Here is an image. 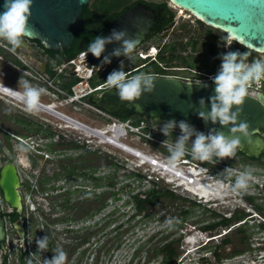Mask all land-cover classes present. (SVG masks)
Segmentation results:
<instances>
[{"label":"flooded vegetation","instance_id":"af4514ba","mask_svg":"<svg viewBox=\"0 0 264 264\" xmlns=\"http://www.w3.org/2000/svg\"><path fill=\"white\" fill-rule=\"evenodd\" d=\"M138 3L162 11L156 30L141 46L156 43L161 51L169 48L174 57L179 58L173 61V64L177 66L197 69L188 64L198 60H209L214 64L219 59L220 53L229 50L241 53L249 51L251 53L248 57L249 61L264 55L244 48L234 41L230 49L226 48L222 38L227 34L203 24L188 11L175 5L169 6V1L131 0L121 9L126 11ZM182 17L188 20H182ZM116 18L100 22L83 14L84 33L77 36L74 46L69 51L52 52L44 49L37 41L25 40L26 44L14 53L1 54L0 62H3L0 63L1 79H11L14 85L18 86V81L23 75V78L32 85L47 91L41 97V109L36 114L27 112L24 104L13 99L14 97L0 95V170L9 163L17 168L21 182L19 191L23 201V212L21 215L18 214L17 219L20 217L23 219L24 229V237L20 238L13 226L17 219L11 222L8 215L16 211L2 204V207L5 205L7 210L3 209L2 213L6 221V240L4 246L0 247V264H28L29 259L32 260V264H39L43 259H51L54 255L52 250L57 247L67 253V264H87L86 260L90 256H93L90 264L96 263L92 244H96L97 222L94 221L93 229L82 225L86 220L96 218L98 208L103 209L106 198L110 197V192L101 194V197H105V201L97 207L99 196L96 191L99 187L96 138L68 129L63 120L64 117L60 118V112H63V109L70 107L81 111L82 107L77 103L67 105L65 98L66 93L74 86L73 82L76 78L57 75L55 70L66 56L86 46L90 41L89 38L100 36L107 31ZM185 22L193 23V28L185 30ZM87 31L93 32L87 33ZM259 93H264V86ZM50 104L54 105L55 110L48 107ZM90 111L94 110L90 109ZM21 142L32 146L28 153L30 166L27 168L16 163L15 145ZM235 157L258 167L262 171L258 176L264 179V150L258 159H249L238 150ZM216 163L225 168H235L231 164L226 165L221 159ZM234 171L237 174L241 172ZM253 176L256 175L253 174ZM221 182L224 180L221 179ZM252 186L251 192L241 196L246 204L238 205L230 210L223 206L224 210L213 214L219 219V226L216 228L219 234L212 235L216 229L208 228L205 231L209 233L204 241L206 244L220 240L219 243L223 245L222 256L231 254L234 250L228 247L230 244L225 245L228 240L234 239L240 244L235 247L237 253L245 250L255 241L264 244V180L261 188L256 184ZM228 189L232 191V188ZM27 196L36 205L34 208L31 205L28 208ZM74 196L79 200L84 198L76 202L72 199ZM38 198L44 202H40ZM56 202L59 203L56 204ZM28 210L31 212V217ZM39 210H42L45 217L44 223L36 222L32 215ZM61 225L63 228L60 229ZM210 225L208 223L206 226L210 227ZM45 235L49 237L48 250L41 252L35 241Z\"/></svg>","mask_w":264,"mask_h":264},{"label":"water","instance_id":"95a60500","mask_svg":"<svg viewBox=\"0 0 264 264\" xmlns=\"http://www.w3.org/2000/svg\"><path fill=\"white\" fill-rule=\"evenodd\" d=\"M92 1L33 0L29 24L34 31L32 36L25 40L37 41L44 49L52 52L69 51L74 46L77 36L84 33L83 14ZM4 3L5 0H0V12L4 11ZM174 5L190 12L209 27L225 34L228 31L236 34L237 40L234 42L244 48L264 54V0H175ZM161 15V10H154L138 3L117 17L103 36L110 35L113 29H127L131 35L135 36L140 29L142 30L138 46L140 47L151 38ZM92 32L87 31V33ZM245 45H251V47H245ZM118 47L120 44L116 42L106 45L103 56H109L112 63L125 58L111 56L113 49ZM103 56L97 59L89 53L90 61L94 65H100ZM154 79L155 91L144 93L135 104L122 102L116 90L109 88L86 97L84 103L87 107L98 109L119 120L138 117L162 125L169 120L177 122L183 120L205 132L215 128L217 131L228 134L227 128L211 122L205 123L198 115V111L201 110L200 99L207 100L214 94L213 83H206L208 87H201L195 82L171 77H154ZM188 83L192 85L189 86ZM260 94V100L246 99L243 114L240 116L241 121H247L253 129L258 130L251 143L243 141L238 149L249 159H258L264 150V93ZM20 186L17 168L11 163L4 165L0 170V247L4 246L6 240V221L2 217V204L8 205L21 215L23 201L19 191ZM13 226L19 237L23 238V219L21 217L17 219Z\"/></svg>","mask_w":264,"mask_h":264},{"label":"clouds","instance_id":"9594fccd","mask_svg":"<svg viewBox=\"0 0 264 264\" xmlns=\"http://www.w3.org/2000/svg\"><path fill=\"white\" fill-rule=\"evenodd\" d=\"M83 2V0H81ZM175 0H169V6H173ZM33 0H5L4 11L0 12V41H6L11 47L9 51L15 52L22 48L25 38L31 37L34 29L30 28V18L32 15ZM138 30L135 36L131 35L127 29H113L108 36H97L88 45L87 52L97 59H100L106 51V45L119 43L120 47L113 49L111 56L125 57L132 62L135 59L134 53L140 44V33ZM226 48H231L233 41L237 40V35L227 32V36L222 38ZM241 43L243 41L241 40ZM251 47V45H245ZM250 52L227 51L220 53L221 64L218 72L211 76L215 85L214 94L205 100L199 101V118L205 123L219 124L222 128L228 129V134L224 131H217L215 128L207 133L199 131L186 121L169 120L160 127L164 136L169 137L177 128L180 135L174 142L165 140L164 147L169 152V165L177 162L182 163L185 155H190L193 159H184L190 166L202 167L210 177L216 176L218 181L227 177L224 182L228 183V188L233 192L247 191L250 183L255 180L250 168L235 173L234 169L225 168L221 164L213 162L214 158L225 159L236 156L237 150L242 146L243 141L252 142L257 129H253L247 121H241L246 99H261V94L252 90V85L259 84L264 80V55H259L254 60L249 61ZM109 56H103L101 66L110 64ZM201 87H208L203 81L195 82ZM189 86L192 83H188ZM106 87L115 89L116 94L122 102L135 104L140 100L144 93L155 91V79L145 73L129 76L124 71V61H120V67L113 70L106 79ZM22 89V90H21ZM46 89L32 85L23 78L18 81V89H12L0 84V92L10 93L18 101L24 104L25 110L31 114H36L41 109V97L46 94ZM210 102V105H209ZM137 107H139L137 105ZM195 137V139H193ZM190 142V143H189ZM17 152L16 163L25 168L29 167L28 153L32 146L26 142L15 145ZM183 164V163H182ZM185 165V164H183ZM224 172L225 176L219 173ZM229 174V176H227ZM236 176V177H235ZM235 180V182H234ZM234 182V185H233ZM178 222L173 218L166 220V224L172 226ZM39 251L48 250L49 237L45 235L36 239ZM199 249L204 250L206 243H202ZM54 255L51 259H43L39 264H67V253L60 247L52 250ZM32 264V260H28Z\"/></svg>","mask_w":264,"mask_h":264},{"label":"rangeland","instance_id":"374dc122","mask_svg":"<svg viewBox=\"0 0 264 264\" xmlns=\"http://www.w3.org/2000/svg\"><path fill=\"white\" fill-rule=\"evenodd\" d=\"M121 1L123 4H125L130 0ZM181 19L188 20V18L185 19L184 17H182ZM184 24L185 30L193 28V23L185 22ZM212 64L213 62L209 60H198L195 63L188 65H191L193 67L195 66L197 69H209L211 68ZM114 65V63L108 64L109 68H112ZM2 81L7 85L18 89V86L6 80ZM63 112L77 118L78 120L88 125L96 127V129L99 131H103L107 127V125L113 123V119L109 118L106 114H100L94 111H90L88 107H82L81 111H78L76 109L73 110L72 108L67 107L66 109H63ZM132 120L133 119H131L129 122L132 123ZM160 127L162 126H155L152 133L150 135H146V137L143 135H139V133L135 132L134 130H127L126 139H124L123 141L131 147L138 149L140 153L149 156L154 160L161 162L162 164H165V166L171 171L177 173H179L180 171H189L192 173L194 172L192 178L198 184L197 186H179L177 185L178 182H171V180H173L171 177L165 174H160L161 171L159 170L158 171L160 173L156 171V168L152 167L153 165H143L138 157L120 151L119 149H116L112 146L101 144L99 140L96 139V148L98 152L96 157V163L98 167L97 177L103 178L102 182L105 181L104 178H109L108 183H110L111 180H113V182L115 183L114 188L104 185L102 187H99L96 191V194L98 196H101V194L106 191L116 192L117 198L115 199L113 196L106 198V205L100 212H98L96 218L86 220L82 225L86 226L87 228L90 227L93 229L94 221L96 220L97 222L96 244H92V253L96 254L95 264H161V257L154 259L152 257V250L158 246H161L163 243L176 238H180L181 240L178 247L180 257L177 260L176 264H203L199 260L200 257L204 256V253L206 251L214 250L215 246L220 244V240L218 239L208 244V246L206 245V251L199 249L200 246L203 245L202 243L205 241V238L209 236V233L202 231L201 228L203 226H206L208 223L212 224L214 222H218V217H214L213 214H218L222 210H224L223 206H226L230 210L238 205L246 204L243 199H241V196L251 192L253 189L252 185L256 184L259 188H261L264 179L261 178V176H258V174L262 173V171L258 167L252 166L248 162L245 163L244 161H240L236 157L225 158L221 160L228 161L232 166L235 167L233 168L234 170L244 171L246 168H250L252 170V174L256 175L254 176L255 180L250 183L247 191H240L235 193V196L233 197L230 196L227 197L228 199L225 198L223 201L224 203L220 200L216 201L215 203L200 200V196L198 195L215 194L216 190H218V186L215 187V185H212L215 182H218L216 181V176L214 177L211 175V178L208 174H206V170L202 167H187L181 162H177L176 164L171 165L172 167H168L169 156L162 152L160 148L164 147L162 145L165 140L174 142L176 137L180 135V130L179 128H177L174 132H172V134L175 133L176 136L170 135L169 137H166L160 131ZM198 130L202 131L200 129ZM193 139H195V137H193ZM112 162H119V168L116 169L115 167H113L111 164ZM132 171L140 172V174L145 176L146 179L139 180L135 177H128V175H130ZM195 172H200L201 174L198 173V175H195ZM219 174L225 176L224 172H221ZM227 176H229V174H227ZM226 178L227 177H223L224 180ZM150 179L159 182V187L170 189L176 194H179L183 197H188L195 201L197 204H201L200 206H196L192 209V213L186 220L182 229L177 222L172 226L166 224V220L172 218V214L170 212H176L178 214L180 209L187 208L188 204L182 205V202L180 201L175 204V207L178 208L176 210L175 208H170L171 204L169 205L167 202H164L162 205L150 210V218L141 219L140 217H131L135 213V210L130 197L133 194L144 192L153 188L154 186L151 183ZM221 184L222 186L225 185V188L228 189V186L227 184H225V182H222ZM228 191L231 194H234L233 191H230L229 189ZM26 198L28 208L29 205L34 208L36 205L33 204V201L30 199V197L27 196ZM82 198H80L79 200L76 196L72 197V199L76 202L81 201ZM104 198V196L97 198V207H99L101 203L105 201ZM229 199L230 201L228 202ZM38 200L40 202L42 201L40 198H38ZM58 203L59 202H56V204ZM3 209L7 210L5 205H3ZM28 214L31 217V212L29 210ZM32 215L36 222L44 223L45 217L43 216L42 210L36 211ZM59 228H63L62 225L59 226ZM215 234H219L218 229L213 231L212 235ZM166 235H170V238L163 239ZM238 246H240V244L233 239V243L228 247L232 248L233 250ZM191 249L196 250L194 251V253L188 254ZM91 258H93V256L88 257V259L86 260L87 264L91 263Z\"/></svg>","mask_w":264,"mask_h":264},{"label":"built area","instance_id":"2783aa9c","mask_svg":"<svg viewBox=\"0 0 264 264\" xmlns=\"http://www.w3.org/2000/svg\"><path fill=\"white\" fill-rule=\"evenodd\" d=\"M9 48L10 45L6 41H0V59H2L1 54L3 52L14 53L12 51H9ZM160 52H161V48L156 43H151L148 45H143L138 47L136 49V52L134 53L135 56L134 61L130 62L125 58L121 59L124 61V65L137 63L141 61L136 65H132L126 73H128L130 77L140 73H145L153 77H171L189 82H196L197 80H200L203 81L204 83H213L210 77L214 76L218 72L221 64V60H220L219 65L214 70L183 68L175 64L167 65L166 63L159 61ZM121 60L114 63L115 65L112 68L120 67ZM153 63L157 64L159 69L163 70V72L144 71V69L148 65ZM107 69H109L108 64H104L103 66H101V64L100 65L92 64L90 61L89 53L87 51H81L74 57L68 60L61 61L57 65V68L55 70L57 75H62L65 78L75 77L77 80L74 86L72 87V89L66 93L65 98L67 105L77 103L80 104L82 107H87V105L84 103V99L86 97L94 95L107 88L106 83L98 84V85L92 84V80L94 79L96 74L102 73ZM0 84L15 89L1 81ZM263 86H264V80L259 82V84L254 83L252 85V90L260 92ZM0 95H8V97L11 98L14 97L4 92H0ZM13 99L16 98L14 97ZM48 107H51L55 110L53 104L48 105ZM88 108L93 109L96 113L106 114L90 106H88ZM60 114L63 117L68 118L72 122H75L91 130H96V127L88 125L67 113L60 112ZM107 116L113 119V123L122 125L121 127L122 129H124L125 134H127V130L129 131L134 130L135 132L139 133V135H143L146 137V135H150L152 133L155 126L157 125L163 126L162 124H157L150 121L147 122L144 120L141 121L138 126H133L129 121L123 122L121 120L111 117L110 115ZM203 257H205L206 259L204 264H264V244L260 241H255L253 244L248 245L245 250L239 253H236L234 255L228 254L226 256H222V259L219 262L216 260L213 250H208L207 252H205Z\"/></svg>","mask_w":264,"mask_h":264},{"label":"trees","instance_id":"16d2710c","mask_svg":"<svg viewBox=\"0 0 264 264\" xmlns=\"http://www.w3.org/2000/svg\"><path fill=\"white\" fill-rule=\"evenodd\" d=\"M129 2H131V0ZM125 4H127V3H125ZM125 4H123L121 0H93V2L91 4H89V6L85 9L84 16H86V17L88 16L91 19H94L95 21H100V22L111 21L112 19L116 18L117 16L119 17L124 12V11H122L121 7ZM94 38H95V36L89 38L90 41H88V44L86 46H82L73 54L66 56L63 60H68V59L74 57L75 55H77L81 51H87L88 45L91 43V41ZM176 59L178 60L179 58L174 57L173 52H171V50L169 48L168 49H162V51L160 52V55H159V61L160 62H164L167 65H173V61ZM63 60H61V61H63ZM140 62L125 64L124 65V71L127 72L132 65H136ZM219 62H220V59H217V61L214 64H212L211 68H209V69L214 70L219 65ZM117 69H119V67L118 68H109L102 73L96 74V76L92 80V84L93 85L105 84L107 76L109 75V73H111L113 70H117ZM144 71H146V72H150V71L163 72V70L159 69L158 65L154 64V63L148 65L144 69ZM76 81L77 80H75L73 82V84H75ZM131 119L135 120L131 123V125H133V126H138L140 124V122L143 120L149 122V120H147V119H142V118H138V117H131L130 119H123L122 121H129ZM171 135L176 136L175 133H173ZM154 136H157V135H154ZM160 150L162 152H164L166 155H168V156L170 155L167 148L161 147ZM182 159L195 160L190 155H185ZM218 160H219L218 158H214L213 162H217ZM224 163L226 165L230 164L228 161H224ZM111 164L116 169L119 168L118 167L119 162H112ZM128 177H135L139 180L146 179L145 176H143L142 174H140V172H137V171L136 172L132 171L130 173V175H128ZM104 179H105V181L102 182L103 178H100V177L97 178L98 187H102L103 185L109 186L111 188L115 187V183L113 182V180H111V182L108 183L109 178H104ZM150 181L154 186L153 188H151L147 191H144V192H139V193L133 194L130 197V200L132 201L133 206H134V210H135V213L131 217L132 218L140 217L141 219L150 218L151 217L150 210L155 208V207L162 205L164 202H167L169 205L171 204L170 208H175V210H176L178 208L175 207V204L180 201V202H182L181 203L182 205L188 204L187 208L186 209L185 208L180 209L178 214L176 212H170V213L172 214V218L174 220L178 221L177 223L179 224L180 228L182 229L184 227L186 220L191 215L192 209L196 206H200L201 204L199 205L195 201H193L192 199H190L188 197H183L179 194H176L175 192H173L170 189H165L163 187H159L158 186L159 182H156L155 180L150 179ZM116 195H117L116 192H110V196H113L115 199L117 198ZM100 197L101 196H99V198ZM104 207H105V205H104ZM101 210H102V208L99 207L98 212H100ZM8 215L10 216L11 222L15 221L18 218V214L16 212L9 213ZM3 216H5V214H3ZM218 226H219V222H214L210 225V227L203 226L201 228V230L206 231L208 228H211L212 230H214ZM168 238H170V235L164 236L163 239H168ZM180 241H181L180 238H176V239H173V240L168 241L166 243H163L161 246L154 248L152 250V257L154 259L161 257V264H176L177 260L180 257V252L178 250ZM231 243H233V241L228 240L225 243V245H229ZM222 247H223L222 244H218L215 246V249L213 250L215 258L218 262L222 259ZM203 249L206 250L207 247L203 248ZM210 249H211V246H210ZM236 253H237V250H236V248H234L231 255H234ZM199 260L203 264L206 261L205 257H203V256L200 257Z\"/></svg>","mask_w":264,"mask_h":264},{"label":"bare ground","instance_id":"6f19581e","mask_svg":"<svg viewBox=\"0 0 264 264\" xmlns=\"http://www.w3.org/2000/svg\"><path fill=\"white\" fill-rule=\"evenodd\" d=\"M60 118H62V117L60 116ZM63 120L67 124L66 127L68 129L80 131L81 133H83L87 137H92V138L98 139L101 144L112 146L116 149H119L120 151L131 154L135 157H138L142 164L144 163V161H148L147 164L153 165V168L157 167L156 165H158L159 167L163 166V169L161 168L162 170H164L162 174H165V175L171 177L173 179V180H171V182H176V183L178 182L177 185H179V186L180 185H182V187L183 186L187 187L190 185L197 186V184H198L197 182L194 181V179H192L193 182L191 183V181H189L187 178H184L185 176H181L182 174L169 170L165 166V164H162L161 162L154 160L153 158L140 153V151L138 149H135L134 147H131L130 145L125 143L123 140L126 139V134L124 132V129H122V127H121L122 125H120V124L110 123L109 125H107V127L103 131H101V130L99 131L97 129L91 130L89 128L81 126L75 122H72L71 120H69L67 118H63ZM78 134H79V132H78ZM151 162L154 164H152ZM168 167H172V166L168 165ZM184 173L186 175H188L189 177H193V174H194V172L192 173L189 171H185ZM198 173L201 174L200 172H195V175H198ZM207 177H208V175H207ZM180 180H182V181H180ZM221 183L222 182L218 181V182H215L214 184H212V185H215V187L218 186V190H216L215 194H202V195H198V196H200V198H202V200H204L205 202H214V203L216 201H219V200L223 202L225 198L230 197V196L231 197L235 196V193L231 194L228 191V189L225 188L226 186L225 185L222 186ZM229 201H230V199L228 200V202ZM230 203H232V202H230ZM215 205H217V204H215ZM195 250L196 249H191L188 252V254L194 253Z\"/></svg>","mask_w":264,"mask_h":264},{"label":"crops","instance_id":"0c3cea01","mask_svg":"<svg viewBox=\"0 0 264 264\" xmlns=\"http://www.w3.org/2000/svg\"><path fill=\"white\" fill-rule=\"evenodd\" d=\"M2 80H6V81H8V82L14 84V81L11 80V79H5V78H4V79H1V78H0V81H1V82H3ZM3 83H5V82H3ZM5 84H6V83H5Z\"/></svg>","mask_w":264,"mask_h":264}]
</instances>
